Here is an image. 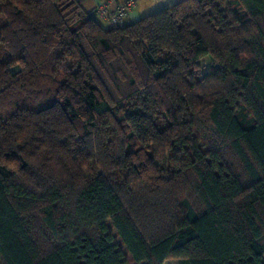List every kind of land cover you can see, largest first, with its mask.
<instances>
[{"label": "trees", "instance_id": "obj_1", "mask_svg": "<svg viewBox=\"0 0 264 264\" xmlns=\"http://www.w3.org/2000/svg\"><path fill=\"white\" fill-rule=\"evenodd\" d=\"M84 1L0 0V264H264V0L110 29ZM126 181L171 210L159 237Z\"/></svg>", "mask_w": 264, "mask_h": 264}, {"label": "rangeland", "instance_id": "obj_2", "mask_svg": "<svg viewBox=\"0 0 264 264\" xmlns=\"http://www.w3.org/2000/svg\"><path fill=\"white\" fill-rule=\"evenodd\" d=\"M123 2V1H122ZM121 2V3H122ZM136 2V1H135ZM109 3L110 9H114L118 4L114 5L111 0H108V2H103L100 6ZM120 4V3H119ZM98 6L92 14H94V19L97 22V20L102 21L98 17H95V13L97 9H99ZM129 14V13H128ZM128 16V15H127ZM126 16V18H127ZM125 18V20H126ZM105 23L104 21H102ZM125 22V21H124ZM126 26L124 23L123 27ZM119 27V26H116ZM113 28L111 25L105 23V29ZM211 59L209 57L204 58L201 60L200 65L202 70H207L210 67ZM210 87L207 88L209 92L211 91H217L220 85H214L215 83H209ZM232 83H228V87L231 86ZM224 85L221 87L223 88ZM230 88V87H229ZM232 88H236V84H233ZM217 89V90H216ZM222 90V89H221ZM219 91V90H218ZM198 136L196 137L199 145L201 146H209L211 149L216 148L215 144L212 142L210 137L206 134V132L202 129L197 128L196 129ZM98 139V138H97ZM97 139H95L91 144H95L97 142ZM95 142V143H94ZM223 160L230 164L232 171L237 172V170L240 172V167L235 161L236 159L234 156L230 153V151H224L222 155ZM232 162V163H230ZM162 170L166 168L167 166L163 165L161 166ZM167 179V178H166ZM176 183L175 179L172 180V182L168 185L169 188H171V191L176 195L177 198H185L190 197L188 196V189L186 187L180 186V185H174ZM124 184V185H122ZM119 193L121 196V199L123 201V204L127 210V212L132 216L134 223L140 228H144L146 230H150L149 234L154 238L159 237V231L155 232V229L172 226L173 223V215L169 208H167L166 204L163 203L162 199L158 197L155 194H148L145 191H136L133 190L130 186V184L127 183H119ZM189 201H191L192 205L195 206V203L193 202L192 198H189ZM150 225V226H147ZM168 228V227H167ZM165 230V229H163ZM113 232V230H112ZM117 243H119V239H115ZM164 264H184L177 260H168Z\"/></svg>", "mask_w": 264, "mask_h": 264}, {"label": "crops", "instance_id": "obj_3", "mask_svg": "<svg viewBox=\"0 0 264 264\" xmlns=\"http://www.w3.org/2000/svg\"><path fill=\"white\" fill-rule=\"evenodd\" d=\"M124 0H111V2L116 5L121 3ZM134 8L129 12L125 24H133L139 21L142 18H145L149 15L156 13L159 10L166 9L175 5L181 0H135ZM99 0H85L82 4L85 12L93 13V11L102 4ZM97 23L101 28L105 29V23L100 20H97Z\"/></svg>", "mask_w": 264, "mask_h": 264}, {"label": "built area", "instance_id": "obj_4", "mask_svg": "<svg viewBox=\"0 0 264 264\" xmlns=\"http://www.w3.org/2000/svg\"><path fill=\"white\" fill-rule=\"evenodd\" d=\"M108 2V1H106ZM135 0H124L114 9H110L109 3H106L97 9L95 17H98L112 27H122L128 13L134 8Z\"/></svg>", "mask_w": 264, "mask_h": 264}]
</instances>
